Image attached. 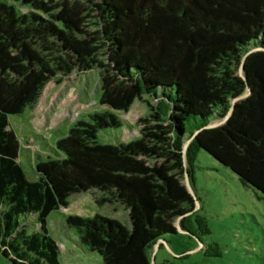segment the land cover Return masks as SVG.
I'll return each instance as SVG.
<instances>
[{
	"label": "trees",
	"instance_id": "16d2710c",
	"mask_svg": "<svg viewBox=\"0 0 264 264\" xmlns=\"http://www.w3.org/2000/svg\"><path fill=\"white\" fill-rule=\"evenodd\" d=\"M92 70L104 109L44 149L29 180L10 116L35 106L51 80ZM248 89L226 122L209 127ZM144 96L139 135L100 142ZM202 151L264 196V0H0V253L13 264H64L49 217L81 192L127 219L66 217L101 264H152L179 219L191 236L211 233L185 181ZM34 217L40 229L31 231ZM204 247L222 254L218 243Z\"/></svg>",
	"mask_w": 264,
	"mask_h": 264
},
{
	"label": "rangeland",
	"instance_id": "374dc122",
	"mask_svg": "<svg viewBox=\"0 0 264 264\" xmlns=\"http://www.w3.org/2000/svg\"><path fill=\"white\" fill-rule=\"evenodd\" d=\"M26 8V7H25ZM24 8V9H25ZM102 78L98 70L73 73L62 80L53 79L45 87L37 104L23 114L11 115V126L16 130L21 147L19 160L29 180L38 179L36 158L27 144L32 141L44 149L55 146L58 138L67 133L77 119L87 118L90 112L102 111L100 104ZM136 98L127 112H119L121 127L101 131L102 143L129 142L140 133V119L150 113L147 99ZM156 102V101H155ZM223 120L216 118L214 122ZM51 157H57L51 153ZM37 161V162H36ZM195 179L191 182L197 195V208L209 220L211 233L191 236L179 231L170 234L164 245L155 251L157 263L169 264H264V196L242 183L239 176L214 156L202 151L196 162ZM95 192L73 195L68 207L55 210L49 217V226L62 250L64 264H101L98 252H86L79 247L78 236L69 228V214L95 215L97 213L116 217L127 222L121 210L102 204ZM34 217L29 229H40ZM218 243L222 254H206L204 244ZM188 254L182 257L183 254ZM0 264H13L0 253Z\"/></svg>",
	"mask_w": 264,
	"mask_h": 264
},
{
	"label": "water",
	"instance_id": "95a60500",
	"mask_svg": "<svg viewBox=\"0 0 264 264\" xmlns=\"http://www.w3.org/2000/svg\"><path fill=\"white\" fill-rule=\"evenodd\" d=\"M241 73H242L243 76L247 79V75L245 74L246 72H245L244 65L242 66ZM250 93H251V92H250V89H248V91L245 92L244 94H242V95H240V96H237V97H234V98L232 99V104H233V105H232V108L230 109L229 113L223 118V120H220V121H217V122H214V121H213V122L209 125V127L219 126V125L223 124L224 122H226L227 119H228V118L230 117V115L232 114V112H233V110H234V108H235L236 103H237L239 100L248 97ZM190 142H191V138H190V139L184 144V151H185V152L187 151V148H188V145H189ZM188 180H189V177H188ZM187 184H188V187H189L190 191H191V192L194 194V196L197 198V195H196L195 191H194L193 188H192V183H190V181H188ZM197 202H198V200H197ZM196 209H197V207L195 208V210H196ZM177 226H178V228H179L180 231H183V232H184V230L181 228L180 219L177 221ZM162 241L166 242L164 239L159 240L158 243H157V248H155V251L158 249V247H159V243L162 242ZM155 263H156V256H155V254L153 253V255H152V264H155Z\"/></svg>",
	"mask_w": 264,
	"mask_h": 264
},
{
	"label": "crops",
	"instance_id": "0c3cea01",
	"mask_svg": "<svg viewBox=\"0 0 264 264\" xmlns=\"http://www.w3.org/2000/svg\"><path fill=\"white\" fill-rule=\"evenodd\" d=\"M27 145L33 149V152L35 153L37 159L45 155V153L43 151H41L34 142L32 143V141H31ZM168 245H169V243H168Z\"/></svg>",
	"mask_w": 264,
	"mask_h": 264
}]
</instances>
